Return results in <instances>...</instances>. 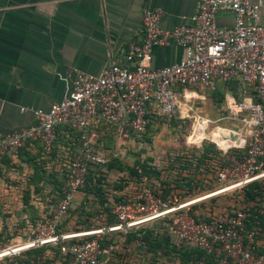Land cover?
I'll list each match as a JSON object with an SVG mask.
<instances>
[{
  "label": "crops",
  "instance_id": "0c3cea01",
  "mask_svg": "<svg viewBox=\"0 0 264 264\" xmlns=\"http://www.w3.org/2000/svg\"><path fill=\"white\" fill-rule=\"evenodd\" d=\"M197 3L198 0H0V133H13L35 124L34 110L49 111L61 102L71 91L77 72L99 74L112 63H124L129 46L143 42L146 10L162 11L161 26L171 30L192 23ZM217 22L231 27L234 20L229 13L221 12ZM184 53V48L176 42L155 46L151 65L161 68L176 64ZM196 88L222 90L225 109L220 111L218 121H240L241 127L235 132L238 139L230 145L221 134L214 137L226 147L222 149L224 153L243 149L248 131L240 119L230 118L227 110V101L239 97L237 85L236 89L222 82L213 89L179 87L176 118H185L192 110L190 107L187 113L182 112L181 98L198 96ZM176 118L153 120L144 135L105 121H98L90 128L95 150L108 159L104 166L105 178L100 183L103 189L100 194L96 193L98 182L94 180L76 193L63 225L65 233H83L107 226L111 214L100 197L106 199L105 205L109 207L118 198H134L147 183L159 192L163 188H175L171 189L170 197L179 196L182 201L200 198L191 206L200 219L230 218L244 212L246 221L253 209L264 213V196L246 202L242 190L213 194L219 187L217 159L200 162L203 146L192 145L182 129L172 128L166 136L168 140H163L168 130L162 128L170 122L176 125ZM79 139V134H71L62 127L50 158L44 156L39 141L30 142L17 155L0 157L1 245L28 241L34 227L62 202L59 187L68 174L72 157L80 150ZM138 161L147 164L149 169L157 168L167 184L154 177H144L142 182L130 179L128 168ZM113 162L118 166L108 170V163ZM84 218L94 226L87 228ZM263 229L261 226L257 229L260 250L264 249ZM139 244L136 240L121 243L118 258L113 256L105 261L104 254V264H133ZM7 259L15 264H74L56 246L29 249Z\"/></svg>",
  "mask_w": 264,
  "mask_h": 264
},
{
  "label": "built area",
  "instance_id": "2783aa9c",
  "mask_svg": "<svg viewBox=\"0 0 264 264\" xmlns=\"http://www.w3.org/2000/svg\"><path fill=\"white\" fill-rule=\"evenodd\" d=\"M232 15L231 27L220 26L219 13ZM162 11L146 10L143 42L132 43L124 63H112L99 74L79 71L71 91L49 111L34 110L32 126L9 134L0 133V156L17 155L34 140H40L49 155L59 126L80 132V150L70 165L62 202L33 230L26 242L0 244V261L22 252L56 246L74 264H104L113 257L115 245L103 249L106 233L127 232L168 220L176 242L199 246L217 255L218 264H264V249L257 244L258 230L245 231V213L230 218L198 220L191 206L200 198L182 201L179 196L163 199L145 188L136 200L115 204L116 223L83 233H60L58 226L71 208L76 193L87 180L92 166H103L106 156L95 150L90 128L98 121L146 131L151 117L172 121L178 116L179 87L215 88L234 83L239 97L227 101L228 116L240 119L248 131L242 157L232 156L218 171L219 187L213 194L242 190L250 183L264 182V0H198L192 23L165 30ZM176 42L184 56L173 65L152 67L153 48ZM264 232V229H263ZM95 236L92 239L79 238Z\"/></svg>",
  "mask_w": 264,
  "mask_h": 264
},
{
  "label": "trees",
  "instance_id": "16d2710c",
  "mask_svg": "<svg viewBox=\"0 0 264 264\" xmlns=\"http://www.w3.org/2000/svg\"><path fill=\"white\" fill-rule=\"evenodd\" d=\"M223 84L229 88L236 89V84H234V83H226V84L223 83ZM155 119L158 120V119H163V118H159L156 116L151 117L146 131L142 132L141 134L144 135L148 132L153 120H155ZM62 127L65 128L67 131H69L71 134H79V137H80L79 131L74 130V129H70V128L65 127V126H59L58 130H57V136H56V141H55L53 150L49 155L46 153V151L44 149L43 142L40 140H34V141H39L41 143L43 153H44V156L46 158H50L53 156V154L55 152L56 144H57L58 133ZM28 144H30V142ZM24 148H22L19 151V153L22 150H24ZM244 153H245V149H240V148L231 149L227 153H224L222 150L218 149L214 144L209 143V142H205L203 144L202 154L199 157V160L202 163H206L208 160L215 158V159H217L218 163L220 164L219 167L221 169L229 163V160L232 156L242 157L244 155ZM77 154H78V152L72 157V161L74 160V158ZM8 155H12V154L8 153L5 155H1L0 157L8 156ZM72 161H71V163H72ZM105 165H103V166H92L89 169V174H88L87 180L82 187L87 185L89 182H94V180H97L98 184L95 186L96 187L95 190H96V193L100 194L102 189H103V187L100 186V183L105 178L103 175L106 172L104 170ZM117 166L118 165L116 164V162H113L110 164L108 163L107 169L111 170L112 168H116ZM119 170H123V169L119 168ZM128 171H129L130 179H132L133 181L142 182L144 177H148V178L154 177L155 179L159 180L163 185L167 184L165 179L161 177V172L158 171L157 168L151 167V169H149L147 167V164H145L144 162L138 161L134 166L129 167ZM69 172H70V167L67 171L68 174L65 176V179L63 180V182H61V185L59 187L62 198H64V186H65V183L69 177ZM119 186L121 188L123 187L122 184H119ZM145 188L151 189L156 195H158L159 197H161L163 199H168L172 195L171 189H175V188H168L167 187V188H163L162 192H159L158 190H156L154 188V186L151 183H147L145 185V187L134 198L126 199V200L118 198V199H116L115 203L112 205H109V207H107L105 205L107 202L106 199L103 197H100L102 205L111 214V218L109 219V223L105 227L111 226V225L116 223V216L113 213V209H114L115 204L129 203V202L136 200L138 195ZM190 188H191V190H194V186L190 185ZM242 191L244 193V199L246 202L257 201L259 198H262L264 196V182L260 181V180L254 181V182L250 183L249 185H247L246 187H244L242 189ZM70 210H71V208L69 209L68 213L66 214V216L63 218L62 222L58 226V231L60 233H65V231H63V225L65 223V219H66L67 215L69 214ZM191 214H192V216H194L198 220H203V221H210L211 220V219L209 220L207 218H201L200 219V217L196 214L194 208H191ZM83 220H84V222H86L85 225L87 228H91L92 226H94L92 223L88 222L89 221L88 218H86V219L84 218ZM157 222L162 223L166 226V227H163L164 232L158 231L159 229L157 226V224H158ZM157 222H154L150 225L142 226L138 230V232L135 231V232H129V233H126V232L106 233L104 235L102 241H101V246L103 249H108L112 245L117 246L119 243H123V242L129 243V242L136 240V241L140 242L137 250H143L144 257H146L147 255L149 256L148 257L149 259L147 261L148 264L149 263L150 264H161L159 262L160 257H164L166 260H168L167 262L165 261L162 264H175L173 262L174 259H177L176 263H179V264H218L217 260H216L217 255L210 254L207 251H205L204 249L200 248L199 246L185 245V244H180V243L174 241L172 236L170 235V229H169V226L167 223L168 222L167 219L166 220H160ZM245 223H246V226H245L244 235L246 236L247 235L246 232L251 231V230H257V229H259L260 226L264 227V213H260L257 209H255V210L253 209L251 211L250 215L246 218ZM118 235L123 236V240L118 241L117 240ZM94 237L95 236H87V237L79 238V240L92 239ZM58 251L61 253L59 248H58ZM114 252H116V249L114 250ZM67 257L71 258L70 256H67ZM144 257H142L143 264H147L145 262L146 260L144 259ZM0 264H15V263H10L8 261V259L6 258V259L1 260ZM108 264H112V263L110 262Z\"/></svg>",
  "mask_w": 264,
  "mask_h": 264
},
{
  "label": "rangeland",
  "instance_id": "374dc122",
  "mask_svg": "<svg viewBox=\"0 0 264 264\" xmlns=\"http://www.w3.org/2000/svg\"><path fill=\"white\" fill-rule=\"evenodd\" d=\"M194 91L197 92L198 96H193L191 98H187L184 96L181 98V108L180 109L182 110V112L187 113L186 111L190 107L192 108V110H190L187 113V116H185V118L178 117L175 119L176 125H179V126L173 125V122H170L167 125V127L163 126L164 128L162 129L168 130L167 134H165V136L163 137V140H168L166 136L170 135L172 128L182 129L184 133H186L185 136H188V139H190V142L193 143L192 145H197V146L202 145L203 146L205 142H209V143L214 144L220 150L225 149L226 147L223 146L219 142V140L215 138L214 136L221 137L220 131L218 130H224V129L228 130L229 131L228 133L230 134H235V132H238L240 130V127H241L240 121H233V120L232 121L231 120L218 121V115L220 111H223V109H225V103H224L225 96L222 94V90H217L214 92V91L203 89V88H196L194 89ZM202 120L203 122H200ZM205 120L209 121L208 124H206ZM214 132L217 133L218 135H215V134L213 135ZM197 138L199 139L201 138V139L197 140ZM223 138L224 137L222 136V139ZM226 139L229 142V145L236 142L235 139H231L230 137H227ZM219 205H220V202H219ZM157 226H158L159 232H164L163 227H166L164 224L158 223ZM100 228H103V227H100ZM100 228H97V229H100ZM117 240L121 241L123 240V237L121 235H118ZM120 244L121 243H119L116 246L117 253L114 252V255H113L116 258H118L119 249L122 246ZM142 257H144L143 250H137L133 257L134 258L133 264H141V263L143 264ZM148 257H149L148 255L144 257V259L146 260L145 262L147 264H148L147 261L149 259ZM165 261L167 262L168 260H166L164 257H160L159 262L161 264ZM173 262L175 264H179V263H176L177 259H174Z\"/></svg>",
  "mask_w": 264,
  "mask_h": 264
},
{
  "label": "bare ground",
  "instance_id": "6f19581e",
  "mask_svg": "<svg viewBox=\"0 0 264 264\" xmlns=\"http://www.w3.org/2000/svg\"><path fill=\"white\" fill-rule=\"evenodd\" d=\"M218 131H220V134L223 136V137H225V138H227V134H228V130H226V129H224V130H218Z\"/></svg>",
  "mask_w": 264,
  "mask_h": 264
},
{
  "label": "water",
  "instance_id": "95a60500",
  "mask_svg": "<svg viewBox=\"0 0 264 264\" xmlns=\"http://www.w3.org/2000/svg\"><path fill=\"white\" fill-rule=\"evenodd\" d=\"M226 136L227 137H230L231 139H235V140L238 139V136L236 134H230V133H228Z\"/></svg>",
  "mask_w": 264,
  "mask_h": 264
}]
</instances>
